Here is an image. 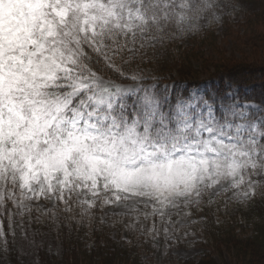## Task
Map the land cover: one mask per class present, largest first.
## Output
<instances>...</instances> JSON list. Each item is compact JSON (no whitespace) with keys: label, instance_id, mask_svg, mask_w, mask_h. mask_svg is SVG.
I'll return each instance as SVG.
<instances>
[{"label":"snow or ice","instance_id":"obj_1","mask_svg":"<svg viewBox=\"0 0 264 264\" xmlns=\"http://www.w3.org/2000/svg\"><path fill=\"white\" fill-rule=\"evenodd\" d=\"M228 8L238 10L219 0H0L5 248L4 221L14 236L33 214L59 226L78 210L82 225L97 207H143L145 219L170 222L168 209L200 210L211 193L247 203L264 196L257 105L241 104L235 85L173 102L162 76L149 81L161 49L204 21L221 23ZM164 232L176 235L175 225Z\"/></svg>","mask_w":264,"mask_h":264},{"label":"trees","instance_id":"obj_2","mask_svg":"<svg viewBox=\"0 0 264 264\" xmlns=\"http://www.w3.org/2000/svg\"><path fill=\"white\" fill-rule=\"evenodd\" d=\"M219 2L233 5L238 9L232 12L231 8H228L229 14L222 17L221 22H226L232 14L245 16L243 26L249 33L247 40L252 43L250 50L253 58L248 60L244 57L236 59L233 55L226 56L225 51L216 44L210 30L215 23L208 24L204 21L202 26L204 38L201 43L207 41L210 44L212 54L217 60L202 65L211 68V80L217 77L220 80L223 78L232 80L238 77L248 80L257 75L263 79L264 64L259 62V57L264 55V0H219ZM173 58L176 62L173 74L168 69L161 71L160 76L163 79L160 80V87L163 88L165 85L170 87L174 102L177 94L182 93L187 98L189 90L197 87L200 82L192 68L191 51L173 52ZM209 60L212 61V57ZM213 92L218 95L225 93L221 81L218 86L211 84L201 95L207 96ZM236 96L239 97L240 102H255L264 109V87L253 89L248 93L240 90ZM254 115H264V112L260 111ZM212 201V205L208 206V202L204 199L200 210L194 208L202 218L191 223V229L202 233L206 244L210 245L219 256L225 251L237 264H264V196L258 193L251 203L226 201L223 200V196L216 197ZM100 212L101 209L97 207L93 213L94 219L91 221L85 219L81 225L78 223L80 216L77 210L74 219L65 218L59 226L51 225L43 219L38 223L36 215L33 214L24 218L23 224L27 230L24 232L14 228V236L10 235L5 220L8 244L6 249L3 240H0V264H25L13 246V241L23 240L25 236L34 243L41 264H142L137 249L125 242L109 238L111 229L129 225L133 221L131 217L122 215L124 216L122 222L115 216L102 220ZM17 220L19 221V218ZM48 240L55 243L54 249L47 248L45 243ZM182 264L217 263L211 254H204L198 261L188 260Z\"/></svg>","mask_w":264,"mask_h":264},{"label":"rangeland","instance_id":"obj_3","mask_svg":"<svg viewBox=\"0 0 264 264\" xmlns=\"http://www.w3.org/2000/svg\"><path fill=\"white\" fill-rule=\"evenodd\" d=\"M245 16L230 15L226 22L215 23L214 26L210 28L214 36L215 42L222 50H224L226 56L233 55L236 59H241L242 57L252 60L253 56L251 53L252 43L247 40L249 35L245 26ZM262 32V30L260 31ZM204 32L201 29L198 32L183 34L181 37L175 39L174 42H170L166 45L164 49H161L162 56L155 65L147 66L154 68L155 71L149 76V81L155 77H160V73L163 70H173L175 69L176 62L173 58V52H184L191 51V57L193 60L191 62L192 68L195 70L200 84L197 87L191 88L195 89L197 95H201L204 89H208L210 85L218 86L219 82L223 83L224 92L229 90L235 85V95L241 90L244 93H248L253 89H260L264 87V77L255 76L247 80L243 78H236L229 80L223 78L220 80L219 77L211 80L210 75L212 70L210 67L203 65L210 64L217 59L213 55V50L207 41L203 42ZM180 54V53H179ZM212 57V61L209 59ZM206 60V62H203ZM253 62H256L253 60ZM259 62L264 64V55L259 57ZM257 62V63H259ZM203 64V65H202ZM168 73V72H167ZM189 91L188 97L191 93ZM228 98V97H227ZM241 104L249 103L257 105L256 108H251L250 112L256 114L261 111L262 107L255 102H240ZM245 188L247 185L244 186ZM233 192H228L227 195L223 196V200L226 201H240L239 199H233ZM216 198L214 193L206 195L203 199L207 202ZM43 203V202H42ZM50 207V205H48ZM113 211L120 212L122 215L129 216L133 220L129 225H133L132 229H129V225H124L111 229L109 238L115 241H122L130 246L137 249L139 257L142 264H182L188 260L198 261L204 254H211L213 259L217 264H237L230 255L225 251L221 253V256L215 253V250L207 245L202 233L192 230L191 223L199 221L202 215L196 213L194 208L192 209H168V214L171 215V221H163L160 216L149 215L145 219L143 213L151 212V209H144L141 207L140 212L131 213L124 208L113 209L105 208L100 212V218L102 220H107L111 217ZM191 212V215H185V212ZM179 212V215L176 213ZM137 216L139 222H137ZM173 225H175L176 235L170 236L166 235L164 232L165 228H168L170 232L173 231ZM155 228L158 230V235H149L148 230ZM141 228L145 230L144 234H141ZM15 229L26 231L27 228L24 224L16 225ZM13 230H10V235ZM187 233V236H185ZM1 240V239H0ZM130 241V242H129ZM48 249H54L55 243L48 240ZM169 244L172 246L169 247ZM13 246L17 249L20 257L23 259L25 264H41L36 255V248L34 243L30 238L25 236L23 240L13 241ZM41 247L43 245L41 244ZM7 249V247H6Z\"/></svg>","mask_w":264,"mask_h":264}]
</instances>
